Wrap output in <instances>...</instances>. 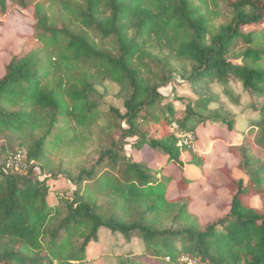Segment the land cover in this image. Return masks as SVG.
<instances>
[{
	"label": "trees",
	"instance_id": "trees-1",
	"mask_svg": "<svg viewBox=\"0 0 264 264\" xmlns=\"http://www.w3.org/2000/svg\"><path fill=\"white\" fill-rule=\"evenodd\" d=\"M217 1L203 0L201 6L193 0L64 1V14L85 30L76 33L55 25L48 14L50 0H0V25L11 11L33 10L42 46L12 55L0 78V133L19 136L20 148L0 151V264H81L102 229L126 242L140 240L158 264H179L184 258L264 264V27L246 31L264 26V0H220L231 15L216 27L212 22L218 15L209 12V3L217 6ZM110 41L111 49L100 45ZM241 42L247 46L241 63H233L228 56ZM174 76L194 89L218 84L239 105L229 86L235 77L245 92L262 100L254 105L257 119L250 129L257 131L255 137L252 131L242 133L239 143L228 145L246 179L224 171L231 193L228 210L205 225L190 212V197L168 198L174 181L164 174L168 166L182 169L184 153L190 155L188 165L202 168L204 163L179 145L172 126L234 133L237 123L221 107L210 109L218 103L211 96L180 98L185 116L176 119L175 106L163 103L160 93ZM106 80L120 87L125 113L101 111L96 86ZM145 122L151 129L142 128ZM129 138L136 139L132 147L139 152L162 154L166 166L151 169L127 155ZM76 150L87 158L74 159ZM19 153L26 167L13 171L8 163ZM60 176L75 186L62 198V210L49 204V181ZM191 183L183 177L179 189ZM252 198L262 207L252 206ZM119 264L145 263L122 258Z\"/></svg>",
	"mask_w": 264,
	"mask_h": 264
},
{
	"label": "rangeland",
	"instance_id": "rangeland-1",
	"mask_svg": "<svg viewBox=\"0 0 264 264\" xmlns=\"http://www.w3.org/2000/svg\"><path fill=\"white\" fill-rule=\"evenodd\" d=\"M67 1L71 5L79 4L80 0H50L48 6V14L54 19L55 25H68L74 32H85L78 23H74L71 16L64 14L63 5ZM196 5L201 6L203 0H193ZM209 12H217V17H213L212 25L219 26L227 22L231 15V10L222 1H217V6L209 3ZM63 17V18H62ZM35 21L33 18V10L26 11H11L0 25V78L4 74V67L11 59L12 55L20 53H29L36 51L41 44L36 39V33L33 29ZM264 26H254L246 28V31L251 29H260ZM94 37V36H93ZM97 40V39H96ZM99 42V40H97ZM100 43V42H99ZM103 48L111 49L113 43L106 42L100 44ZM246 45L242 42L237 44L234 51L230 53L228 59L233 63H241L240 55L246 49ZM50 53V52H49ZM45 56V52L40 53ZM155 81V80H153ZM229 86L231 90L238 96L239 105H233L225 96L223 89L218 84L203 86L199 89H194L188 83L182 81L178 76H174L171 83L160 89L161 95L166 97L163 103H173L177 111L176 119H182L185 116V107L180 98L186 100H199L203 97H217L218 103L211 105L210 109L221 107L223 111H228L232 114V118L236 120L237 127L234 133H229L225 128H210L199 127L195 133L193 144V152L203 157L204 163L202 168H196L188 165L190 155L184 153L183 158L186 162L184 167L180 169L177 165H170L164 170L166 176L173 177L168 198L175 200L179 197H190L192 204L190 212L196 215L201 224L205 225L221 218L228 210L231 201V193L229 190V181L225 175V170H229L234 178L246 179L244 174L239 170V160L228 152V145L231 143H239L242 133L253 132L255 137L257 131L251 130L250 127L253 121L257 119V113L254 105H259L262 100L253 98L249 93L243 90L242 84L235 77L229 78ZM98 98L100 99L101 111L106 113L109 108L119 110L125 113L123 99L119 97L120 87L110 80L102 81L96 86ZM144 130L151 129L150 124L143 123ZM178 130L177 125L172 126V131ZM120 131L115 133V137L119 139ZM129 146L125 147L127 155L132 156L136 161H144L148 163L151 169H161L166 166V158L151 150L139 152L132 145L136 142L135 138L126 139ZM19 136L10 137L7 134L0 133V151L2 148H7L9 152L20 150L18 147ZM92 153V152H91ZM58 156H62L59 154ZM57 155L54 158L58 157ZM88 163H93L95 156H89ZM74 159H86L87 157L76 150L73 155ZM25 165L26 162H22ZM24 167V168H25ZM23 168V169H24ZM39 175V172H37ZM191 181V185L185 190L179 189V181L182 178ZM50 196L49 204L51 207L63 209L62 198L69 197L75 190L65 176H60L57 180L49 181ZM250 204L256 208L262 207V202L259 198H252ZM88 259L81 264H119L122 258L130 260L143 261L145 264H158V261L149 256L145 245L138 239H133L126 242L119 234H112L105 229L100 231L99 240L97 243L91 244L87 251ZM179 264H186L185 259L180 260Z\"/></svg>",
	"mask_w": 264,
	"mask_h": 264
},
{
	"label": "built area",
	"instance_id": "built-area-1",
	"mask_svg": "<svg viewBox=\"0 0 264 264\" xmlns=\"http://www.w3.org/2000/svg\"><path fill=\"white\" fill-rule=\"evenodd\" d=\"M175 133V136L179 140V145L180 146H185L187 148L193 149V144L195 140L194 133L191 131H182V130H177ZM25 160V157L19 153L8 163V168L12 169L13 171L16 170H21L25 167V165H22ZM186 264H202L194 260H190L188 258H184Z\"/></svg>",
	"mask_w": 264,
	"mask_h": 264
}]
</instances>
